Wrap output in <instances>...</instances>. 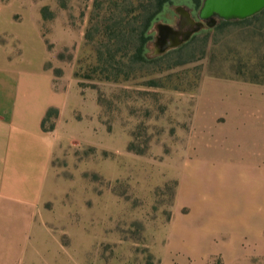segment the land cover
I'll list each match as a JSON object with an SVG mask.
<instances>
[{
    "label": "rangeland",
    "instance_id": "1",
    "mask_svg": "<svg viewBox=\"0 0 264 264\" xmlns=\"http://www.w3.org/2000/svg\"><path fill=\"white\" fill-rule=\"evenodd\" d=\"M135 2L0 0V69L50 70L58 84L73 80L81 100L76 124L57 128L40 234L16 227L11 235L0 216V264H164L167 256L222 264L221 255L210 258L226 238L208 204L207 174L186 173L193 108L209 79L264 84V14L204 27L153 56L156 26L175 28L176 7L197 20L203 2L173 0L149 30L144 49L154 60L141 65L111 30L122 19L131 31ZM32 247L39 254L30 263ZM190 247L199 251L186 261Z\"/></svg>",
    "mask_w": 264,
    "mask_h": 264
},
{
    "label": "crops",
    "instance_id": "2",
    "mask_svg": "<svg viewBox=\"0 0 264 264\" xmlns=\"http://www.w3.org/2000/svg\"><path fill=\"white\" fill-rule=\"evenodd\" d=\"M60 82L50 70L30 75L0 69V216L9 219L11 235L16 227L40 234V205L57 128L76 124L80 93L73 80ZM49 109L58 113L50 132L42 129ZM192 136L186 173L206 172L208 204L213 218L222 219L226 238L210 258L252 264L264 255V84L209 79L199 87ZM198 251L190 247L186 261ZM30 252L31 263L38 247ZM170 261L167 256L164 264Z\"/></svg>",
    "mask_w": 264,
    "mask_h": 264
},
{
    "label": "water",
    "instance_id": "3",
    "mask_svg": "<svg viewBox=\"0 0 264 264\" xmlns=\"http://www.w3.org/2000/svg\"><path fill=\"white\" fill-rule=\"evenodd\" d=\"M264 10V0H203L195 22L183 7H176L178 15L176 27L166 24L156 26L157 37L153 56L167 50L176 49L204 27L213 28L220 21H244Z\"/></svg>",
    "mask_w": 264,
    "mask_h": 264
},
{
    "label": "trees",
    "instance_id": "4",
    "mask_svg": "<svg viewBox=\"0 0 264 264\" xmlns=\"http://www.w3.org/2000/svg\"><path fill=\"white\" fill-rule=\"evenodd\" d=\"M173 2V0H136L135 3H131L132 5H135V9L131 14H134V18L132 19L133 25L136 26L132 28L133 25H129V22L126 24L131 26V31L126 33L125 26L122 27V23L124 20L120 19L118 22H115L113 25V28L111 30L113 31L112 34L116 33L119 39H122L126 36L127 40L129 41V44L132 46V61L137 64H146L150 63L154 60V58H148L146 56V52L144 49L145 44L150 39L149 30L152 27V24L155 22V20L158 18V16L162 13L163 9L170 5ZM130 5V4H129ZM264 14V10L259 13ZM258 15V14H257ZM221 24H226L227 22L220 21ZM115 31V32H114ZM102 56V54L98 53V57ZM100 62L101 59L98 58ZM104 63H106L104 61ZM262 84V83H260ZM57 112L53 109H49L46 112V115L44 117V120L42 122V129L46 130L44 128V125L46 122H48L53 116H55ZM53 130V126L51 125L49 127V130Z\"/></svg>",
    "mask_w": 264,
    "mask_h": 264
},
{
    "label": "flooded vegetation",
    "instance_id": "5",
    "mask_svg": "<svg viewBox=\"0 0 264 264\" xmlns=\"http://www.w3.org/2000/svg\"><path fill=\"white\" fill-rule=\"evenodd\" d=\"M189 12V11H188ZM189 14H190V12H189ZM190 17H191V14H190ZM192 18V17H191ZM193 19V18H192ZM195 22H198V20H195V19H193Z\"/></svg>",
    "mask_w": 264,
    "mask_h": 264
}]
</instances>
